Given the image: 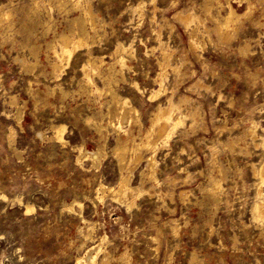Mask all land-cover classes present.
<instances>
[{
    "label": "rangeland",
    "instance_id": "obj_1",
    "mask_svg": "<svg viewBox=\"0 0 264 264\" xmlns=\"http://www.w3.org/2000/svg\"><path fill=\"white\" fill-rule=\"evenodd\" d=\"M204 1L86 0L96 20L91 32L96 36L93 55L111 62L119 43L133 47V55L125 56L127 80L115 87L140 109L143 132L158 103L149 96L159 88L153 79L160 71L161 42L173 55L172 63L182 64L179 72L168 69L167 91L162 95L185 99V112H194L197 122L189 129L192 120L188 119L186 128L177 129L168 145L157 149V180L144 183L153 194L128 208L112 197L99 199L100 184L113 187L119 179L121 170L112 148L119 135L122 139L127 135L115 131L107 120L103 135L85 120L100 110L107 112L110 100L96 92V85L103 86L99 76H93V87H83L87 51L75 53L61 79L55 80L44 73L51 70L48 55H54L45 43L54 39V32L45 34L37 18L27 17L33 0H0V5L14 10L13 21L0 26V264H77L104 234L109 238L108 264H264V226L251 211L257 183L251 164L260 163L262 151L245 136L237 151L229 148L230 141L254 121L262 127L258 132H264V0H252L253 20L262 25L256 28L252 20L244 21L239 38L229 45L218 42L212 22L206 20L213 41L206 39L202 50L191 46L188 30L175 15L195 11L205 19ZM140 2L143 17L134 10ZM233 4L239 12L247 6ZM47 11L58 31L66 29L64 11L47 0L38 18L45 19ZM79 15L71 12V17ZM23 25L38 28L32 42L42 49L35 74L24 71L15 60L19 55L33 59L24 46ZM245 42L251 44L248 54L240 52ZM56 85L52 93L50 88ZM31 88L40 92L38 98L31 95ZM61 89L68 94L64 96ZM41 92L47 98L42 99ZM12 95L24 107L21 125L16 106L10 103ZM162 95L159 101L165 102L167 97ZM52 123L65 125L66 145L48 139ZM133 130L138 136V128ZM105 139L106 156L98 166L87 158L77 161L78 147L85 144L94 151ZM239 148H244L243 153ZM219 165L226 173L220 200L204 205L209 176L220 177ZM145 167L144 161L137 165L134 185H139ZM182 191L187 192L184 200ZM27 206L32 209L27 211ZM87 221L96 223L90 235ZM174 221L180 225L179 234L173 232Z\"/></svg>",
    "mask_w": 264,
    "mask_h": 264
},
{
    "label": "bare ground",
    "instance_id": "obj_2",
    "mask_svg": "<svg viewBox=\"0 0 264 264\" xmlns=\"http://www.w3.org/2000/svg\"><path fill=\"white\" fill-rule=\"evenodd\" d=\"M45 1L47 0H33L28 14L26 13L27 17L31 20L37 18L36 24L43 28L45 34H48L51 31L54 32V39L45 43L47 52H52L54 55L52 57L48 55V61L51 70L49 72L44 71V73L51 75L55 80H60L62 73L71 63L75 53L84 49L87 51L88 58L86 63L83 65V71L86 78L83 87L85 90H88L89 87H93L95 83L93 76H99V78L102 80L103 86L96 85V92L104 94L105 96L109 97L110 100L107 112L99 109V112L94 113L92 116H88L85 120H87L89 123H93L101 134H103L107 128L104 123V121L107 120V124L113 127L115 131L119 132V134L124 132L127 135V139H122V135H119L116 139L115 146L112 148V153L117 159L121 170L119 179L116 185L113 187L100 184L98 191L99 195L101 196L98 197L101 200L105 199L106 197H112L115 200L125 202L129 206L128 208H130L141 197L145 195L151 196L153 194L152 189L146 188L144 183L148 179L157 180V149L167 146L172 134L177 129L186 128L188 119L191 118L192 120L189 129H193L196 126L197 122H195V119L193 118L194 112L188 114L185 112V108H183L185 107V99L182 98L183 100L179 99L177 101L173 95L166 96L165 93L162 95L163 92L167 91L166 80L168 76V69L171 68L173 71L179 72L182 64L180 65V63H172L173 55L167 51V45L159 40L161 42L160 44L162 45V59L158 61L160 71L158 72L156 78L153 79L159 88L153 89L149 96V100L152 102L157 101L158 103L156 109L153 110V113L151 114V124L149 128H146L145 132H143L145 126L140 109H138L129 98L122 97L117 92L115 87L120 81L127 80L124 75L126 66L125 56L133 55V47L131 45L125 46L124 44L119 43L113 52L112 61L106 62L105 57L95 56L92 53L93 46L96 43V36L91 34V32H95L96 20L91 6L89 4L86 5V0H48L51 5H54L60 9V11L62 10L65 12V15H63L66 16L65 19L67 22V27L65 26L66 29L62 31H58L57 27L52 24L54 18L49 11H47L48 14L45 19L41 20L38 18L41 7L44 6ZM236 2H245L247 4L244 12H239V10L234 6L233 3ZM202 6L205 12V19H202L195 11H178V13L175 15V18H177L178 21L188 30L191 46L196 49L201 48L204 50L206 47V39L211 42L213 41L210 35L212 29L215 32L219 43L229 45L238 37L239 31L242 28L244 21L252 20L251 22L254 26H256V28L260 27L263 23L253 20L255 4L252 2V0H225V3L223 0H205ZM154 7L156 10L157 7ZM224 8H226L225 13H222L221 9ZM134 10L139 12L141 17H143L145 14L144 5L142 2H140ZM73 11H79L80 15L77 17H71V12ZM13 14L14 10L12 8H7L5 4L0 5V26L5 22L13 21ZM206 20H210L212 22V29L206 25ZM20 29L26 37L24 46L30 49L33 59L31 60L25 56L20 57L19 55L15 58V60L21 64V67L24 71L30 74H35L41 64L40 52L42 49L40 44L38 45L36 42H32L33 37L37 35L36 31L38 28L34 29L32 26L23 25ZM36 40L38 39L36 38ZM250 51H252V49L249 42H245V44L240 47V52L242 54H248ZM106 65H108V67H106L105 70H102ZM179 77H181V75ZM135 85L139 91L143 92L138 83ZM57 88L58 85L51 87L50 91L53 93ZM29 92L36 98H38L37 96L40 94V92L35 91L32 88ZM61 92L64 96L68 94L63 89H61ZM36 93L38 94L37 96ZM41 93V97L43 99V92ZM161 95L167 97L165 102L159 101ZM44 100L48 102V100ZM10 103L16 106L17 120L21 125V121L24 116V107L20 106V103L15 95L10 97ZM259 124V122L254 121L252 126L248 129H245L241 136H238L233 140L231 139L232 141L229 143V148H231L234 152L237 151L236 147L239 141L245 136L249 137L254 146L262 151V159L260 163L251 164L254 176L257 179V183L255 184L256 197L251 211L254 220L264 226V132H258L260 127ZM134 126L138 128V136H136L134 133ZM48 129H50L49 133H51V135L48 136V139L59 142L62 145L67 144L65 137V125H57L52 123ZM44 133L46 132L44 131ZM38 135L42 137L44 136L43 132H39ZM107 146L106 139L104 140V143L99 145L94 151H88L85 144H82L77 148V161L80 162L83 158H87L92 161L93 165L98 166L101 159L103 161L104 157L106 156ZM244 148H239L240 152L243 153ZM145 151L149 152L148 156L144 154ZM142 161L146 162V167L143 171H141V180L139 185H134L132 183V178L137 165ZM212 162L213 165H216L217 163L215 158L212 159ZM219 172L218 175L220 177H215L213 175L209 176L210 185L208 184L209 186L206 187V197L203 201L204 205H216L220 200L221 188L223 184L222 182L226 179V173L221 165H219ZM180 193V197H182L183 200L186 199L185 195L187 192L182 191ZM31 209L32 208L30 206H27V211H30ZM87 223L88 235H90L95 229L96 223L89 221H87ZM172 228L175 234H179L180 225L177 223V221H174ZM108 243L109 238L107 234L101 235L96 243L87 249L85 255L77 259V264H79L81 261H83L85 264H99L98 262L100 261L101 264H108L110 260V253L105 249V246ZM126 253L127 252L125 251L123 254L124 258H126ZM100 256L101 260L99 261Z\"/></svg>",
    "mask_w": 264,
    "mask_h": 264
}]
</instances>
